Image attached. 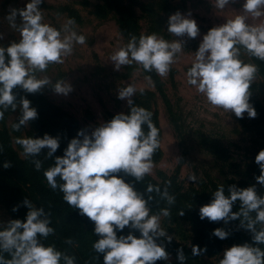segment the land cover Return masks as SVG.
Listing matches in <instances>:
<instances>
[{
	"label": "clouds",
	"instance_id": "1",
	"mask_svg": "<svg viewBox=\"0 0 264 264\" xmlns=\"http://www.w3.org/2000/svg\"><path fill=\"white\" fill-rule=\"evenodd\" d=\"M44 2L28 0L24 8H12L7 20L11 28L18 29L19 38L7 46L0 44V120L9 108L16 111L19 106L21 115L13 124L17 131L38 118L39 113L28 98L21 96L18 101L16 90L36 94L51 87L58 94L68 95L72 91L68 81L61 79L53 83L50 77L41 78L37 73L45 72L50 64H62L72 54L74 45H83L87 39L73 28V18H69L62 28L44 22V10L39 7ZM210 2L215 10L222 11L236 0ZM235 12L232 18L211 27L203 35L186 72L187 84L202 94L213 109L234 112L237 118H243L246 112L249 118H255L257 111L250 102V88L258 65L241 59V50L264 61V22H249L250 17H264V0H243L241 11ZM17 14L21 17L19 24L16 23ZM167 25V32L175 37L195 39L200 35L191 12L182 14L177 10L169 15ZM0 39H3V33H0ZM184 48V40L169 41L153 32L141 34L139 38L133 35L110 59L115 70L136 63L146 72L155 71L164 77ZM135 93L137 88L131 83L120 88L118 98L127 99L130 111L115 114L111 120L92 128L90 133L86 129L78 130L61 156H54L60 147L59 136L45 133L42 137L16 139L25 156L38 157L46 152L45 159H53L54 163L44 171L47 183L53 190L59 189L63 193V200L69 206L94 222L93 232L98 238L92 247L103 255V264H156L157 261H168L170 255L164 240L170 243L172 237L161 227V215L169 216L170 210L164 208L153 213L152 196L146 198L136 188L137 182L153 172L152 157L160 146V132L152 120V112L136 106L131 99ZM33 163L37 171L43 167L40 159H34ZM255 163L260 169L255 180L261 188L264 187V149L255 156ZM9 166L10 162L6 161L4 167ZM257 184L248 187L233 184L227 189L221 184L212 193L210 202L199 208L201 220L207 218L210 222L223 221L225 224L238 220L239 227L251 233V242L224 249L219 264H264V195L258 191ZM153 191L168 204L175 202V196L167 187L161 191L158 185L149 184L146 192ZM237 201L239 210L232 211ZM23 204L28 208L23 220L0 221V264H77L74 255H68L54 244L44 243L55 233L45 208L37 207L27 198ZM18 207L14 206L13 211ZM183 214L182 211L180 215ZM126 227L129 231L124 234ZM230 234L224 227L212 231V235L221 240ZM66 243L73 241L68 239ZM206 250L192 245L194 256L202 255ZM5 253L10 258H6ZM177 259L180 264H185L183 249L177 250Z\"/></svg>",
	"mask_w": 264,
	"mask_h": 264
},
{
	"label": "rangeland",
	"instance_id": "2",
	"mask_svg": "<svg viewBox=\"0 0 264 264\" xmlns=\"http://www.w3.org/2000/svg\"><path fill=\"white\" fill-rule=\"evenodd\" d=\"M120 1L130 7L128 19L137 38L141 34L155 32L169 41H185V48L171 66L168 75L162 77L157 74L161 85L149 80L142 66L136 63L122 66L120 70L114 69L110 56L130 39L120 28L121 16L114 9L111 0H45L39 5L44 10V22L62 28L69 18H73V28L87 39L83 45L75 44L72 54L62 64H50L45 72L37 73L41 78L50 77L53 83L61 79L68 81L72 85V91L64 95L56 93L51 87H45L39 93L57 114L66 115L70 121L74 120L78 130L86 129L90 133L92 128L111 120L115 114L130 111L127 99H119L118 92L130 83L135 85L137 93L131 99L136 106L152 112V120L160 132V146L152 157L155 165L153 172L143 180L155 183L162 190L167 187L169 193L175 196L173 204L166 202L163 205L170 210V215H161V227L166 229L172 240L168 261L160 262L180 264L177 250L183 249L185 264H218L223 250L230 247V237L221 240L220 248L208 243L202 245L203 232L200 228H206L208 238L215 228L207 218L200 219L199 208L210 202L212 193L219 185L227 186L228 181L241 180L247 172L249 174V166L253 165L255 156L264 147V133L260 132L264 128V61L241 50V59L258 65L256 78L250 88V102L257 111L255 118H249L246 112L243 118H237L234 112L213 109L202 94L187 84L186 72L203 35L211 27L232 18L235 11H241L243 0L230 3L222 11L215 10L210 0ZM27 2L28 0H0V33H3L0 44L7 46L13 40H18L19 31L10 27L7 16L12 8H24ZM177 10L182 14L191 12V16L197 21L200 35L195 39L175 37L167 32L168 17ZM20 22L21 17L17 14L16 23ZM249 22L262 23L264 17H250ZM141 88L144 89L143 92L140 91ZM20 115L19 106L16 111L10 108L5 111L4 119L0 120V132L9 140L16 157L34 169L17 175L10 166L4 167L5 162L0 155V178L17 184L24 190L25 198L40 207V204H49L50 199L43 196L36 185H41V182L51 188L44 171L54 161L51 158L45 159L46 152H42L36 158L43 162V167L37 171L32 164V160L36 158L25 156L16 139L42 137L45 133L59 136L60 147L54 156H61L77 132H61L60 116H56L51 121V127L45 133H39V115L28 126H21L17 131L13 124L18 122ZM193 176L195 179H190ZM53 192V198L59 207L54 218L58 221L52 220L53 217L50 216L55 233L44 240V243L54 239V245L68 255H74L77 264H103V255L96 253L92 247L98 238L93 232L94 222L80 215L78 209L69 206L59 189ZM158 206L160 204L151 207L153 213L160 212ZM182 211L184 214L180 215ZM10 219H13L10 212L0 202V221L7 222ZM55 222L67 223L68 230L59 229ZM219 222L224 228L228 226L223 221ZM123 231L127 234L129 229L126 227ZM68 239L73 243H66ZM165 241L168 242L166 239ZM192 245L207 250L202 255L194 256ZM98 255L99 259L96 258Z\"/></svg>",
	"mask_w": 264,
	"mask_h": 264
},
{
	"label": "trees",
	"instance_id": "3",
	"mask_svg": "<svg viewBox=\"0 0 264 264\" xmlns=\"http://www.w3.org/2000/svg\"><path fill=\"white\" fill-rule=\"evenodd\" d=\"M113 3V7L114 9L120 14L121 18H120V28L121 30L129 37V39L135 35L136 36V31L134 28L131 27L130 23H129V19H128V13L130 11V7L126 6L124 4H122V2L120 0H111ZM145 74L148 75L154 82L156 85L160 86V79L157 75V73L155 71L152 72H146L144 70ZM17 91V100L19 101L21 96H24L26 98H28L31 101V106L37 108V111L39 113V121L41 124V128L39 130V133H45L50 127H51V121L53 120V117L56 116H60V123H61V127H60V131L64 132V133H72V132H78V126L76 125V123L73 121H70L69 119H67L68 117L66 115H62L61 113L57 114V111L52 108L51 104H49L45 98L38 92L36 94H31V93H27L22 89H18ZM67 117V118H66ZM34 121V120H33ZM261 133H264V128L260 129ZM0 149H2V152H0L1 158L4 162L8 161L10 162V167L15 171V173L17 175H23L26 174V172H29L30 170L33 171V167L30 168L27 165H25V162L21 161L18 157H16V155L13 153L12 148L10 146L9 140L7 138L4 137L3 133L0 132ZM264 149V147L262 148ZM261 150V149H260ZM36 158V157H35ZM38 159V158H36ZM33 161V160H32ZM253 165L249 166V174L247 172V174H245L244 177L241 178V180H231L228 181V185L225 186V188L227 189V187L229 185H237L238 187H248L250 184H257L255 177L258 176L260 174V169L258 167V165L255 163V161H253ZM33 166L34 163H32ZM120 175H123V173H120ZM37 178V176H36ZM126 180L128 179H132L131 177H125ZM38 182V181H36ZM34 182V183H36ZM39 184L41 185H36V187L38 189H40L41 194L43 196H45L46 198L50 199L49 204H40L39 206H43L45 208V211L48 212L49 216L53 217L51 218L52 220L56 218H54L56 216V214L59 211V207L57 206V201L54 200L53 196H54V192L52 188H48L47 186H45L44 184L42 185L41 182H39ZM151 184V185H156L153 182L147 181V180H142L140 182L136 183V188L143 192L145 194V197L147 198V196H152V200L150 201V206L151 207H157V205L160 204V206H158V208L164 209L165 206H163L167 200L162 198V196L153 191L152 193H147L146 189L147 186ZM257 189L258 191L264 195V187L260 188V185L257 184ZM161 191H163L161 189ZM25 198V192L24 190H22L17 184H15L14 182H11L10 180L4 179V178H0V202L3 203V205L6 207V209L10 212L11 216L13 219H24L26 217V213L28 211V208L26 205L23 204V199ZM14 206H19L17 211H13V207ZM239 210V201H237L236 204L233 205V209L232 211H238ZM254 215V214H253ZM56 227H59V229L67 231V223H61L58 224V222H55ZM221 224V225H220ZM212 227L217 228V227H222V223L221 222H212ZM257 227H260V225H257ZM226 230L230 231V239L229 241V245L232 246L233 244H241L244 242H251V233L244 229L239 227V221H230L228 223V226L225 228ZM200 230H202L203 232V236H202V245L204 243H208L210 245L216 246L220 248V243H221V239L215 237L214 235H212L211 237H207L208 232L206 230V228H200ZM135 233H138L139 236V232L135 231ZM227 240V239H226ZM54 239L47 242V244H55L54 243ZM165 246H166V250L168 252H170V244L169 242H166L164 240ZM262 247H264V245H262ZM6 258H10L8 253L4 254ZM156 264H162L160 261H158ZM219 264V261H218Z\"/></svg>",
	"mask_w": 264,
	"mask_h": 264
}]
</instances>
